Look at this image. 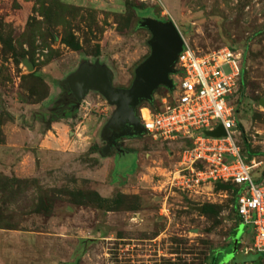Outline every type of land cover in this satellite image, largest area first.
I'll list each match as a JSON object with an SVG mask.
<instances>
[{"label":"rangeland","instance_id":"obj_1","mask_svg":"<svg viewBox=\"0 0 264 264\" xmlns=\"http://www.w3.org/2000/svg\"><path fill=\"white\" fill-rule=\"evenodd\" d=\"M143 16L172 20L198 53L224 44L244 51L245 86L232 101L243 134L261 150L264 0H0V264H207L215 250L218 264H264V254L241 253L252 233L234 213L232 189L176 187L183 143L144 134L124 141L114 165L99 163L116 152L91 149L104 146L101 133L114 109L101 110L108 102L98 91L59 114L67 126L58 151L39 150L37 138L67 92L62 80L82 61L105 64L114 86H129L150 52V32L138 26ZM179 75L172 76L176 84ZM164 96L172 105L178 90L158 87L154 107ZM256 159L262 166L251 168L254 179L264 172V154ZM92 190L122 193L119 208H98ZM205 205L211 210L203 212Z\"/></svg>","mask_w":264,"mask_h":264},{"label":"built area","instance_id":"obj_2","mask_svg":"<svg viewBox=\"0 0 264 264\" xmlns=\"http://www.w3.org/2000/svg\"><path fill=\"white\" fill-rule=\"evenodd\" d=\"M183 40V39H182ZM242 51L224 44L209 52L198 53L183 40L175 67L179 75L174 88L178 96L172 105L164 96L159 107L148 103L139 108V121L152 140L185 141L174 171L176 187L197 190L216 183L238 187L235 211L241 222L251 229V244L244 252L264 254V172L254 179L251 168L262 161L253 155L247 161L237 141L242 130L236 125L232 98L238 89ZM221 125V136L205 130ZM189 142V144H188ZM252 144V143H251ZM264 154V139L260 141Z\"/></svg>","mask_w":264,"mask_h":264},{"label":"water","instance_id":"obj_3","mask_svg":"<svg viewBox=\"0 0 264 264\" xmlns=\"http://www.w3.org/2000/svg\"><path fill=\"white\" fill-rule=\"evenodd\" d=\"M138 26L150 32L148 40L150 52L135 67L133 79L128 87L114 86L111 70L99 61L93 63L87 60L82 61L73 72L62 80L74 97L72 110L79 107L81 100L90 90L98 91L108 104L114 106L101 133L106 141L103 148L105 153L116 144L115 138L119 136H143L145 130L139 121L138 104L142 101L152 103L153 93L160 86L169 91L174 88L171 76L178 72L175 64L183 40L173 21H162L155 17L143 16L138 22ZM23 63L29 70H32V63L26 59H23ZM259 104L264 107V97L259 100ZM115 128L121 129L119 136L108 137V132ZM205 133L217 137L224 135L225 131L219 125L214 130H205ZM236 235L233 239L232 251L236 249L235 245L238 240Z\"/></svg>","mask_w":264,"mask_h":264},{"label":"trees","instance_id":"obj_4","mask_svg":"<svg viewBox=\"0 0 264 264\" xmlns=\"http://www.w3.org/2000/svg\"><path fill=\"white\" fill-rule=\"evenodd\" d=\"M146 11L148 12L149 10H146ZM140 15H147V14H143V12H140ZM61 42L65 43L66 45H68L69 47H71L74 50H77L80 48V45L78 43L71 42L64 37L61 38ZM230 46L234 48L233 45H230ZM245 73H246V56L244 55V51L242 50V57H241V62H240V76H239L238 89H237L239 91L240 95L243 93V89L245 86ZM64 94L66 97L72 96V94L70 93V91L68 89H67V92H65ZM62 99H60V101H62ZM58 103H60V102L58 101ZM150 106L154 107L153 104ZM59 114H63V113L53 111L52 114H50V120H55V119L63 117V115L60 116ZM236 125L238 128L242 129V131H243L242 125L237 120H236ZM188 144H189V142H188ZM95 145L96 146H92L91 149L96 150L98 152L101 151V147H99L97 144H95ZM242 145H243L242 150L244 151L245 154L248 155V157H252L253 155H260L262 153L258 148L252 147L251 142L249 141L247 135H245V134H242ZM215 187L217 189L228 188V189L233 190L234 213H235L236 217L238 218L236 211H235V197H236V194L238 193V187L232 183H216ZM89 195H91V199H93V201L96 203L98 208L105 209V210H116L120 206V203H121L120 199H121L122 193H119L115 196H102L98 191L92 190L89 192ZM209 210H211V207L208 205H205L203 208V212H208ZM236 233H237V231L234 233V237H235ZM232 245H233V243L231 242V246L227 250L228 253H230L232 251ZM243 251L244 250H242V253H244ZM207 264H218V250H215L213 252L211 259L208 261Z\"/></svg>","mask_w":264,"mask_h":264},{"label":"crops","instance_id":"obj_5","mask_svg":"<svg viewBox=\"0 0 264 264\" xmlns=\"http://www.w3.org/2000/svg\"><path fill=\"white\" fill-rule=\"evenodd\" d=\"M90 92V91H89ZM89 92L86 94V95H88L89 94ZM85 95V96H86ZM85 98V97H84ZM83 98V99H84ZM107 102V101H106ZM106 106L105 107H103L101 110L102 111H104V110H106L108 107H110L109 105L110 104H105ZM109 118V117H108ZM107 118V119H108ZM51 122V124H50V126L51 127H48L47 129H46V131H45V129H44V131L43 132H45V134L43 135V137H41L40 136V138L38 139L37 138V142H39V150H41V151H43L44 153H47V154H49L50 155V153L52 152V151H58V147L60 146L59 145V143H60V135H62V132H64L65 130H66V124L63 122V120L62 119H60V120H58V119H55V120H49V123ZM80 122H82V120L80 121ZM104 125V124H103ZM50 128L51 129H53L54 130V132H52L53 133V136L52 135H49L48 134V132H51L50 131ZM242 130V129H241ZM77 131V130H76ZM59 132H61V133H59ZM75 132V131H74ZM75 134V139L77 140V136L79 135L77 132H75L74 133ZM242 134H243V131H242ZM76 144H74V148H77V149H79L80 147H82L83 148V150H81V151H79V152H83L84 151V149H85V147L86 146H84V144H81V146H79V144H77V141H74ZM175 142H179V143H183V144H185V141L183 142L182 140H180V141H175ZM42 152V153H43ZM99 153H100V151H99ZM115 154H108L106 157H101V159L99 160V163H100V161L102 162V163H104L105 161H110V162H112V164L114 165V159H115ZM120 156V155H119ZM117 157V156H116ZM108 163V162H107ZM98 168V167H97ZM109 186V185H108ZM97 190L99 191H101V189H99V188H97ZM109 191V190H108ZM100 194L102 193V192H99ZM102 195V194H101ZM103 196V195H102ZM242 253V252H241ZM245 253V252H244ZM236 252H235V254H234V258H235V256H236Z\"/></svg>","mask_w":264,"mask_h":264},{"label":"flooded vegetation","instance_id":"obj_6","mask_svg":"<svg viewBox=\"0 0 264 264\" xmlns=\"http://www.w3.org/2000/svg\"><path fill=\"white\" fill-rule=\"evenodd\" d=\"M66 88L68 89L67 86H66ZM73 104H74V97H73V95L71 97L64 96L63 99H62V101H60V103H58L57 105H55V107L53 108V111L54 112L55 111L56 112H60V113H63V114H65V112H67V111L72 112ZM120 132H121V129L120 128H118V129L115 128L113 130H110L108 132V135L107 136L108 137L112 136L111 138H114L116 136H119ZM132 137H129L127 135H122V136H119L118 138H115L116 144L110 147V151H113L114 150L116 152L115 155H121V154L125 153L126 152V149L124 148V141L126 139H130ZM105 144H106V141H105ZM105 144H104V146H105ZM104 146H102L101 152H103Z\"/></svg>","mask_w":264,"mask_h":264}]
</instances>
